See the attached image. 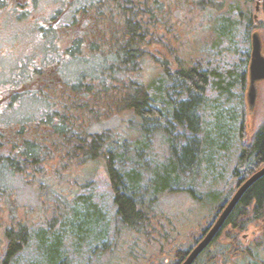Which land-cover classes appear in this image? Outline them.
Wrapping results in <instances>:
<instances>
[{
    "label": "rangeland",
    "instance_id": "1",
    "mask_svg": "<svg viewBox=\"0 0 264 264\" xmlns=\"http://www.w3.org/2000/svg\"><path fill=\"white\" fill-rule=\"evenodd\" d=\"M26 1L32 10L14 19L8 12ZM8 2L0 5L8 8L1 9L0 15V90L11 88L6 100L12 103L0 110V138L35 142L59 117L66 115L69 122L70 115L80 130L109 132L104 148L114 152L117 166L126 172L141 171L140 187L146 197L151 193L153 165L169 160V136L179 146L190 132L179 126L171 133L161 127L140 131L138 120L115 104L116 94L103 89L118 91L130 83L131 75L145 83L162 76L165 59L174 66L169 46L180 58L246 68V80L252 33L259 34L264 52L262 0H211V7L204 11L191 2L178 8L163 0L156 16L159 22L149 25L148 42L143 46L147 54L138 73L131 74L124 70L113 39L122 27L115 0ZM40 12L44 14L39 18ZM41 20H50L49 27L41 24L34 29ZM247 85L230 92L207 89L199 107L202 154L179 181L180 187L192 188L199 199L187 192L162 194L147 235L128 230L120 221L103 159L63 168L54 155L41 163L39 173L31 169L16 173L3 161L9 148L0 143V184L8 189L15 218L30 225L27 244L5 264L174 263L176 251L194 246L203 227L214 220L217 204L211 195L216 193L223 201L238 187L233 171L243 142L241 130L247 140L264 119V80L257 82L252 107L244 96ZM164 88L167 100L180 97L181 88L174 82L167 81ZM70 99L77 107L74 111L64 108ZM1 214L5 216V210ZM261 236V227L254 222L242 230L225 227L209 248L213 262L203 254L195 264H254L252 253ZM242 247L250 248V258L243 259Z\"/></svg>",
    "mask_w": 264,
    "mask_h": 264
},
{
    "label": "trees",
    "instance_id": "2",
    "mask_svg": "<svg viewBox=\"0 0 264 264\" xmlns=\"http://www.w3.org/2000/svg\"><path fill=\"white\" fill-rule=\"evenodd\" d=\"M162 1L115 0L114 7L120 14L122 27L114 33L113 39L116 44V52L124 63V70L130 71V74L131 72L138 73L140 70V61L147 54V50L143 46L148 42L146 37L149 36V25L153 26L154 22H159L156 16L158 15L157 11L162 7L160 4ZM167 2L177 5L178 8H186L187 4L191 2L201 11L209 9L212 5L211 0H167ZM262 2L264 4V0ZM167 51L174 66H170L169 59H165L162 76L145 83L131 75L130 83L128 81L123 84L125 78L121 80L123 82L120 84H123L121 85L123 87L118 91L111 87L103 89L104 91L109 90L114 93L113 95L116 94L115 104L122 106V110L129 111L138 120L136 125L140 131L155 130L161 127L171 133L176 129V126H179L190 132L185 142L179 146L174 143L173 136H169L171 154L167 163L153 165L149 196L146 197L140 187L141 171L132 168L126 172L117 166L114 152L104 148L108 145V140L111 137L107 130L101 132L80 130L78 125L72 124L70 115H68L70 121H66L65 109L73 111L77 109L72 99L62 110L64 116L59 117L60 121L52 128L50 127V130L42 132L43 138L38 135L35 142L21 141L20 143L18 141L16 143L12 138L7 141L6 136L1 135L0 143L9 148V153L4 152L2 156L3 161L9 166V169L16 173H23L28 169L39 173L41 163L43 164L48 158L53 159L54 155L59 158L57 163L63 168L74 162L87 164L103 159L120 221L128 230L147 235L149 228L153 226V219H155L156 201L162 194L187 192L194 199H199L192 188L180 187L179 181L182 174L193 170L192 168L198 163L202 154L199 137L201 130L199 107L204 103L206 93L212 89L219 92H224V90L230 92L235 88L244 90L247 85L246 68L244 70L237 65L210 66L199 59L180 58L173 53L174 50L170 46L167 47ZM110 77L109 72V79ZM167 81L174 82L181 88L180 97L171 100L172 102L167 100L164 93ZM208 88L210 89L207 90ZM85 89L89 92L92 90L89 87ZM46 120L48 119H42L43 122ZM38 125L36 130H39L40 133L41 125ZM240 135L243 142L239 160L233 171L237 186L264 165V119L249 139L244 140L247 136L243 134L242 130ZM46 153L50 155L45 158ZM18 155H20L19 158ZM55 170H58V167ZM230 195L231 193L225 196L223 201L218 194L211 195L210 200L217 204L214 219L230 199ZM3 210L6 212L5 216L1 214ZM7 220H9L8 223ZM212 222L203 227L197 241ZM252 222L259 224L262 230V236L256 238L254 245V249L258 252L257 254L256 252L252 253V255H256L253 262L254 264H264V255L259 252L264 251V175L246 189L211 243L193 264L203 254L207 255L208 262H213L214 257L209 254V248L225 227L242 230ZM29 237L30 225L15 218L10 198H8V189L3 188L0 184V263L5 264L18 254L27 244ZM236 249L238 250V248ZM187 251L177 250L174 256L175 262L172 264H179ZM240 253L244 255L243 259L252 256L248 247L240 248ZM50 257H52V262L57 261L51 252Z\"/></svg>",
    "mask_w": 264,
    "mask_h": 264
},
{
    "label": "water",
    "instance_id": "3",
    "mask_svg": "<svg viewBox=\"0 0 264 264\" xmlns=\"http://www.w3.org/2000/svg\"><path fill=\"white\" fill-rule=\"evenodd\" d=\"M251 50L247 66V92L246 102L252 107L256 95L257 82L264 80V52L262 40L257 32L251 35ZM264 175V166L252 173L235 190L230 199L221 208L220 213L205 230L202 237L186 253L184 259L179 264H193L196 258L210 244L216 233L225 222L227 216L237 204L246 189L258 178Z\"/></svg>",
    "mask_w": 264,
    "mask_h": 264
},
{
    "label": "flooded vegetation",
    "instance_id": "4",
    "mask_svg": "<svg viewBox=\"0 0 264 264\" xmlns=\"http://www.w3.org/2000/svg\"><path fill=\"white\" fill-rule=\"evenodd\" d=\"M2 1H5V2H8V0H0V5H4L3 3H1ZM17 6L14 8V10L10 12H8L14 19H18V18H21L22 16H25L26 13L24 12H30V10H32V8L30 7L29 3L26 1V2H19L16 4ZM262 5H263V2H262ZM7 7H10V3L8 2V6ZM1 9H4V10H7L8 11V8H0V15L2 14V10ZM3 10V11H4ZM16 10L17 11H20L16 14ZM44 14V12H40L38 14L39 18ZM17 15H19V17H17ZM43 21V22H42ZM50 22V20H41V21H37L35 22V25H34V29L37 27V26H40L41 24H45V26L48 28V23ZM37 68V67H36ZM43 82H47L45 81L44 79L41 80ZM49 81V80H48ZM11 88H7V91L6 90H0V110H7L10 108V105H11V101H7L6 98H8V94H9V91H10ZM6 92V93H5ZM3 100V102H2ZM2 102V103H1ZM1 112V111H0ZM2 127L0 125V130H2Z\"/></svg>",
    "mask_w": 264,
    "mask_h": 264
},
{
    "label": "bare ground",
    "instance_id": "5",
    "mask_svg": "<svg viewBox=\"0 0 264 264\" xmlns=\"http://www.w3.org/2000/svg\"><path fill=\"white\" fill-rule=\"evenodd\" d=\"M186 70H187V69H186ZM220 70H221V69H220ZM231 71H232V70H231ZM263 166H264V165H263ZM247 168H248V167H247ZM256 171H257V170H256ZM241 183H242V182H241ZM239 184H240V183H239ZM210 243H211V242H210ZM206 248H207V247H206ZM206 248H205V249H206ZM185 254H186V253H185Z\"/></svg>",
    "mask_w": 264,
    "mask_h": 264
}]
</instances>
